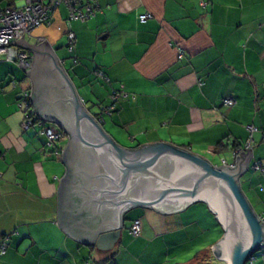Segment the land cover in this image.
<instances>
[{
	"label": "crops",
	"instance_id": "0c3cea01",
	"mask_svg": "<svg viewBox=\"0 0 264 264\" xmlns=\"http://www.w3.org/2000/svg\"><path fill=\"white\" fill-rule=\"evenodd\" d=\"M21 3L0 0V6ZM146 12L151 17L140 22ZM67 18L61 3L50 23L24 40L47 42L77 92L80 88L84 105L98 115L105 110L103 127L113 139L128 148L164 141L235 168L251 135V156L239 184L264 221V0H99L91 18L69 21L76 36L71 52ZM178 47L184 51L180 59ZM25 51L33 63V51ZM24 90L32 92L30 76L1 55L0 238L8 239L0 264L222 260L213 256L212 246L223 229L202 201L169 214L146 207L127 211L120 238L108 252L65 233L57 223L58 187L66 174L62 153L69 134L48 119L62 133L55 151L37 127L24 130L18 105ZM115 90L120 95L113 101ZM228 97L232 106L223 103ZM249 126L256 130L250 133ZM136 219L140 233L133 236L129 228Z\"/></svg>",
	"mask_w": 264,
	"mask_h": 264
},
{
	"label": "water",
	"instance_id": "95a60500",
	"mask_svg": "<svg viewBox=\"0 0 264 264\" xmlns=\"http://www.w3.org/2000/svg\"><path fill=\"white\" fill-rule=\"evenodd\" d=\"M10 44L34 53L26 72L35 112L69 134L62 153L66 174L58 187L57 223L65 233L108 252L120 238L127 211L146 207L169 214L202 201L223 229L212 246L215 258L246 264L261 250L264 221L239 184L250 148H244L231 168L164 141L124 147L104 129L105 110L98 115L84 105L45 40L29 44L22 35ZM2 243L0 238V254Z\"/></svg>",
	"mask_w": 264,
	"mask_h": 264
},
{
	"label": "built area",
	"instance_id": "2783aa9c",
	"mask_svg": "<svg viewBox=\"0 0 264 264\" xmlns=\"http://www.w3.org/2000/svg\"><path fill=\"white\" fill-rule=\"evenodd\" d=\"M65 4L68 10L67 18V49L71 52L75 41V33L70 28L69 21H86L91 18L99 8V0H22L21 5L18 6H0V56H4L7 61H14L18 67L27 71L32 64L31 55L22 50L15 48L14 44H10L18 40L22 35H29L32 31L43 24H49L51 20V12L59 5ZM151 17L150 13H143L138 16L140 22H145ZM10 44V45H8ZM184 54L181 47L177 49V59H180ZM76 62V60H74ZM99 77L105 78L102 72H96ZM120 92L113 91L112 100L114 101ZM223 103L227 106H232L234 100L231 97L225 98ZM18 105L21 109L23 120L22 128L29 130L32 127H37L38 135L44 139L45 144L49 148L56 149L57 141L62 137L59 129L41 119L34 111L31 103V94L28 90H24L19 98ZM109 113V108L106 111ZM250 133L256 130L255 127H248ZM252 141L251 135L246 141L244 148H250ZM254 168L258 169L259 165L255 164ZM262 219V217L260 216ZM130 234L138 236L140 233V222L138 219L134 220L129 228ZM8 236L3 237L1 244V252L5 248V241ZM261 257L264 260V243L261 248ZM257 259L256 255L249 256L247 263L251 264Z\"/></svg>",
	"mask_w": 264,
	"mask_h": 264
},
{
	"label": "rangeland",
	"instance_id": "374dc122",
	"mask_svg": "<svg viewBox=\"0 0 264 264\" xmlns=\"http://www.w3.org/2000/svg\"><path fill=\"white\" fill-rule=\"evenodd\" d=\"M78 92H79V95L81 94V90H80V88H78ZM81 96V95H80ZM97 103V102H96ZM90 106H92L91 104L89 105L88 104V106H86V107H90ZM93 109V108H92ZM92 112H96V110L95 109H93L92 110ZM255 255H256V257L258 258V260H262V257H261V251H257L256 253H255ZM218 264H227V262H226V260H224V259H222V260H219L218 261ZM246 264H248V263H246Z\"/></svg>",
	"mask_w": 264,
	"mask_h": 264
},
{
	"label": "trees",
	"instance_id": "16d2710c",
	"mask_svg": "<svg viewBox=\"0 0 264 264\" xmlns=\"http://www.w3.org/2000/svg\"><path fill=\"white\" fill-rule=\"evenodd\" d=\"M74 60H76V59L74 58ZM74 60H73V61H74ZM76 61H77V60H76ZM3 237H4V236H3Z\"/></svg>",
	"mask_w": 264,
	"mask_h": 264
}]
</instances>
